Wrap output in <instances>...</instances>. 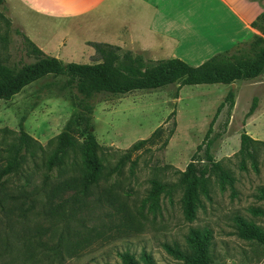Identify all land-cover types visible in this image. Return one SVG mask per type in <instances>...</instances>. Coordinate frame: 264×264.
<instances>
[{
    "label": "rangeland",
    "instance_id": "rangeland-1",
    "mask_svg": "<svg viewBox=\"0 0 264 264\" xmlns=\"http://www.w3.org/2000/svg\"><path fill=\"white\" fill-rule=\"evenodd\" d=\"M39 21L16 0H0V63L21 68L35 61L25 44V30ZM124 52L146 61L161 59L145 56L130 44L120 48L119 54ZM68 60L93 64L99 58L95 53ZM64 79H40L0 102V169L9 160L10 146L19 144L20 127L42 147L33 148L34 156L22 152L24 162L0 186V264H119L118 255L126 251L136 257L147 252L156 264H183L163 245L184 248L191 228L211 231L212 264H264V245L240 238L235 224L242 217L264 231V201L257 197L264 188V147H255L254 158L239 152L242 133L264 143V72L231 85L184 86L178 92L171 85L97 95L91 127L102 171L86 193L80 186L84 165L79 149L69 152L57 179H45L56 138L77 112L74 90L61 92L58 87ZM229 90L234 106L222 108L207 141L214 160L234 177L233 188L222 189L211 178L209 197L201 198L193 221L182 215L178 186L170 196L162 194L159 210L151 212L145 203L151 181L172 186L177 171H184L194 155L204 159L205 135ZM158 127L161 138L132 155L135 166L129 162L114 173L120 156Z\"/></svg>",
    "mask_w": 264,
    "mask_h": 264
},
{
    "label": "trees",
    "instance_id": "trees-1",
    "mask_svg": "<svg viewBox=\"0 0 264 264\" xmlns=\"http://www.w3.org/2000/svg\"><path fill=\"white\" fill-rule=\"evenodd\" d=\"M251 27L258 34L249 42L236 50L217 54L196 67L177 58L146 61L141 55L130 52L119 54V47L101 43L91 44L99 58L98 62L64 64L57 58L45 55L25 37L28 53L34 57L35 61L21 68L0 63V102L10 100L25 87L40 79L65 78L58 87L61 92L74 90L73 102L77 112L56 138V147L48 159V174L45 175V179H57L60 166L69 152L79 149L84 165L80 186L81 192L86 193L91 186L97 184L102 171V165L97 157L98 143L91 127V115L96 96L100 94L126 95L135 91H151L171 85H176L178 92L184 86L231 85L240 80L256 79L264 72V13L251 23ZM226 104L229 109L234 106L232 90L228 91L224 101L217 107L209 124L204 139V159L197 160L194 155L184 171H177V183L172 186L157 180L151 181V187L145 200L151 212L155 213L159 210L162 194L170 196L173 189L178 186L182 191V215L186 221H193L201 205V198L209 197L211 178H214L222 189L226 186L233 188L234 177L220 162L214 160L210 153V142L207 141L218 115ZM173 115L174 111L170 116ZM162 133V128L158 127L149 138L134 143L120 156L113 172H120L129 162L132 167L135 166L136 159L131 161L132 155L143 150L154 139L161 138ZM173 133L172 128L162 147ZM258 145L264 147L263 142L253 140L246 133H242L239 152L249 158H254V150ZM36 147L42 150V147L37 146V143L20 127L19 144L10 146L9 160L0 169L1 187L5 185L6 177L17 171L24 162L25 155L22 152L25 151L34 156L35 149L33 148ZM200 149L201 146H198L197 150ZM202 161H205L204 165H201ZM257 197L264 201V188L258 190ZM252 212L263 214L255 209ZM235 224L237 235L240 238L264 245V231L261 228L242 217H236ZM211 239V231L208 228H191L185 237L184 248L178 244H165L163 249L169 256L183 264H212L209 251ZM118 257L119 264H156L153 256L147 252H142L139 257H136L126 251L120 253Z\"/></svg>",
    "mask_w": 264,
    "mask_h": 264
},
{
    "label": "crops",
    "instance_id": "crops-1",
    "mask_svg": "<svg viewBox=\"0 0 264 264\" xmlns=\"http://www.w3.org/2000/svg\"><path fill=\"white\" fill-rule=\"evenodd\" d=\"M16 1L40 20L27 38L64 63L93 56L91 44L101 43L196 67L249 42L258 34L251 23L264 13V0Z\"/></svg>",
    "mask_w": 264,
    "mask_h": 264
}]
</instances>
